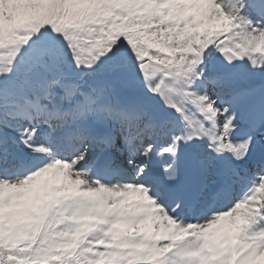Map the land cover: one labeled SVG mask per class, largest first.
<instances>
[{"label": "snow or ice", "instance_id": "snow-or-ice-1", "mask_svg": "<svg viewBox=\"0 0 264 264\" xmlns=\"http://www.w3.org/2000/svg\"><path fill=\"white\" fill-rule=\"evenodd\" d=\"M0 264H264V0H0Z\"/></svg>", "mask_w": 264, "mask_h": 264}]
</instances>
